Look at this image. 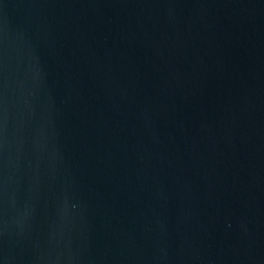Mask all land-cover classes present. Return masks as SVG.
Wrapping results in <instances>:
<instances>
[{
    "label": "water",
    "instance_id": "water-1",
    "mask_svg": "<svg viewBox=\"0 0 264 264\" xmlns=\"http://www.w3.org/2000/svg\"><path fill=\"white\" fill-rule=\"evenodd\" d=\"M0 264H264V0H0Z\"/></svg>",
    "mask_w": 264,
    "mask_h": 264
}]
</instances>
